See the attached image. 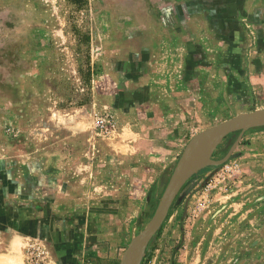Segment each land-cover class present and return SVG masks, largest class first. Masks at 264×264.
I'll return each instance as SVG.
<instances>
[{"label":"crops","instance_id":"0c3cea01","mask_svg":"<svg viewBox=\"0 0 264 264\" xmlns=\"http://www.w3.org/2000/svg\"><path fill=\"white\" fill-rule=\"evenodd\" d=\"M137 3L129 21L114 23L115 36L97 57L93 100L63 110L36 101L0 117V204L36 208L29 239L49 242L51 264H120L188 140L236 105L264 109V38L250 48L234 19L238 7L222 0ZM107 114L116 131L103 137L96 118ZM8 124L17 128V149L5 135ZM242 159L234 179L254 171L264 177L263 149H248ZM262 187L250 182L244 190ZM233 196L216 203L209 219L194 221L213 239L225 226V251L210 241L191 246L186 232L172 263L150 251L144 264H203L224 252L227 264H264L250 256L264 257V199Z\"/></svg>","mask_w":264,"mask_h":264},{"label":"rangeland","instance_id":"374dc122","mask_svg":"<svg viewBox=\"0 0 264 264\" xmlns=\"http://www.w3.org/2000/svg\"><path fill=\"white\" fill-rule=\"evenodd\" d=\"M222 1L223 5L240 9L234 19L239 24V30H243V36L252 40L250 48H255L254 41L264 38V0ZM137 5V0H87L82 7H77L70 0H0V117L7 115L12 107L36 101L63 110L93 100L92 79L102 70L97 57L104 54L106 42L115 36L114 23L129 21L130 12ZM244 5L248 10L245 11ZM84 35L89 37V45ZM92 41L96 43L95 46L91 45ZM102 84L108 87L109 96L112 84L109 81ZM255 110L260 109H242L236 105L222 117L214 119L209 127L240 113ZM4 130L8 139L12 140V149H17V128L8 124ZM238 135L233 133L221 140L210 152L207 163L183 185L159 233L150 240L139 264H144L150 251H154L160 262L171 260L172 263L173 251L186 244L182 240V234L186 232L191 234L187 242L191 246L200 242L208 246L210 241L222 247L221 251L226 250L230 239L227 238L225 226L223 233L213 239L205 233L201 234L202 230H198V224L195 223L198 219H209L214 213L215 204L219 201L225 203L227 198L232 199V194H235L233 197L242 198L245 195L251 199H264V187L261 190H244L246 183L264 181V177L260 176L262 171H254L246 176L241 174L239 179L233 178L234 164L242 169L241 165L246 164L242 158L248 149L264 150V127L246 131L231 156L221 165H215V162L227 156ZM256 164L250 163L253 166ZM157 203L158 198L155 207L137 225L135 235L149 222ZM35 211L34 206L23 208L0 204V264H35L29 261L30 251H37L41 255L39 264H51V256L47 253L50 250L47 245L49 242L40 245L29 239L37 224L32 219ZM8 214L10 219L3 221V216ZM26 214L28 217H25ZM6 231H11L10 236L4 235ZM238 241L241 245L242 240ZM240 256L236 254L234 259L239 260ZM250 256L252 263L264 260L262 255ZM207 257L203 264H227L228 254L224 252Z\"/></svg>","mask_w":264,"mask_h":264},{"label":"water","instance_id":"95a60500","mask_svg":"<svg viewBox=\"0 0 264 264\" xmlns=\"http://www.w3.org/2000/svg\"><path fill=\"white\" fill-rule=\"evenodd\" d=\"M261 127H264V109L240 113L190 138L163 189L152 217L146 226L129 241L122 254L120 264L140 263L147 245L160 230L177 194L197 170L204 166L203 164L197 167V164L208 145L212 144V149H214L228 135L233 133L239 134L227 156L215 162L216 166L221 165L230 157L234 147L246 131Z\"/></svg>","mask_w":264,"mask_h":264},{"label":"built area","instance_id":"2783aa9c","mask_svg":"<svg viewBox=\"0 0 264 264\" xmlns=\"http://www.w3.org/2000/svg\"><path fill=\"white\" fill-rule=\"evenodd\" d=\"M96 133L103 137H110L116 131V123L111 115H101L96 118L95 124ZM229 172L232 171L231 168L228 169ZM40 254L37 251H30L29 252V261L33 263L39 264L40 261Z\"/></svg>","mask_w":264,"mask_h":264},{"label":"bare ground","instance_id":"6f19581e","mask_svg":"<svg viewBox=\"0 0 264 264\" xmlns=\"http://www.w3.org/2000/svg\"><path fill=\"white\" fill-rule=\"evenodd\" d=\"M212 149V144L208 145L206 147V149L204 150V152L202 153L200 160L198 161L197 167L202 166L203 164L206 163V161L208 160V155L210 153Z\"/></svg>","mask_w":264,"mask_h":264},{"label":"trees","instance_id":"16d2710c","mask_svg":"<svg viewBox=\"0 0 264 264\" xmlns=\"http://www.w3.org/2000/svg\"><path fill=\"white\" fill-rule=\"evenodd\" d=\"M70 2L74 5H76L77 7H82L86 4L87 0H70ZM84 39L89 45V37L84 35ZM88 58H89V56H88ZM89 72H90V70L88 69L87 73L89 74ZM158 233H159V231H158Z\"/></svg>","mask_w":264,"mask_h":264}]
</instances>
